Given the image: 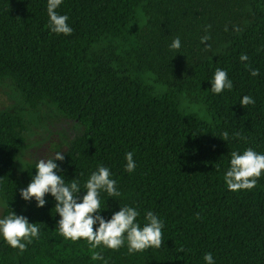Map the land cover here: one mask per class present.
<instances>
[{
  "label": "trees",
  "instance_id": "1",
  "mask_svg": "<svg viewBox=\"0 0 264 264\" xmlns=\"http://www.w3.org/2000/svg\"><path fill=\"white\" fill-rule=\"evenodd\" d=\"M56 11L71 35L51 32L47 0H0V80L28 110L52 105L84 127L56 161L66 184L78 180L82 196L107 167L120 195L100 192V214L134 207L143 227L152 211L163 242L130 254L126 234L118 250L62 236L50 193L43 207L20 196L36 163L19 168L29 127L15 107L0 110L1 219L23 215L39 238L21 241L20 253L1 235L0 264H206L209 252L215 264H264V170L251 190L229 191L224 179L231 152L264 154V0H62ZM217 68L233 82L220 94L211 91ZM244 95L255 104L242 107Z\"/></svg>",
  "mask_w": 264,
  "mask_h": 264
},
{
  "label": "clouds",
  "instance_id": "2",
  "mask_svg": "<svg viewBox=\"0 0 264 264\" xmlns=\"http://www.w3.org/2000/svg\"><path fill=\"white\" fill-rule=\"evenodd\" d=\"M61 3L62 0H47L48 26L51 32L57 35H71L73 29L66 23L68 16L59 15L56 11ZM225 30L227 31V26ZM235 30L239 31L238 28ZM209 39L210 37L207 35L201 37V42L205 44L206 49L211 47L205 43ZM180 47L181 41L177 37L171 43L170 48L179 50ZM240 60L248 61L249 57L242 53ZM245 67H250V65L246 64ZM250 74L251 76H258L259 70L251 69ZM232 87L233 82L228 78L227 72L217 68L211 81V91L214 94H220L225 89L231 90ZM239 103L245 108L250 104L254 105L255 100L250 95H244ZM240 135V133H235L237 137ZM221 138L227 141L229 134L224 132ZM64 159V155L59 151L55 153L52 159H40L36 163V173L31 182L26 188L19 190L22 199L30 202L34 198L37 207L45 206L46 194L52 195L56 201V213L60 216L57 225L62 236L73 241L81 238L86 239L92 248L103 244L109 249L118 250L124 244L126 234L130 254L142 252L150 247H161L164 222L152 211H147L145 220L148 223L143 227L137 222L140 213L134 207H120V210L114 212L108 220H105L100 214L101 210L104 209L101 207L99 199L100 192H106L108 197L112 198L120 195L116 181L110 179L111 173L107 167L100 166L97 171L92 172L84 184L86 191L80 196L81 188L78 180L73 178L69 185L65 183L62 175L57 174L60 169L56 161H63ZM125 159L127 161L125 170L129 173L133 172L136 168L133 153L127 152ZM262 170H264V154L257 153L251 147L247 148L243 154L236 151L231 152L230 167L224 177L228 190L238 191L255 188ZM97 223L98 227L94 231L93 226ZM38 234L39 229L36 224L29 223L27 217L17 215L14 211L0 219V235L12 248L19 249L20 253H23L27 246L21 241L31 243L32 238H39ZM179 251L184 252L183 247ZM91 258L93 260L103 259L96 252L92 254ZM203 259L206 264H215L210 252L205 253Z\"/></svg>",
  "mask_w": 264,
  "mask_h": 264
},
{
  "label": "rangeland",
  "instance_id": "3",
  "mask_svg": "<svg viewBox=\"0 0 264 264\" xmlns=\"http://www.w3.org/2000/svg\"><path fill=\"white\" fill-rule=\"evenodd\" d=\"M15 107L22 109L29 127L27 148L19 158L21 170L25 169L27 164L37 163L40 159L54 158L58 151L63 154L72 140L84 130L82 125L64 117L52 105H43L37 111L28 110L12 81L9 78L0 80V110ZM3 210L4 206L0 200V219Z\"/></svg>",
  "mask_w": 264,
  "mask_h": 264
}]
</instances>
